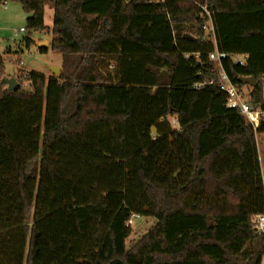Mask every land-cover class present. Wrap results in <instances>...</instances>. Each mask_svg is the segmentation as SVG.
<instances>
[{"label": "trees", "instance_id": "1", "mask_svg": "<svg viewBox=\"0 0 264 264\" xmlns=\"http://www.w3.org/2000/svg\"><path fill=\"white\" fill-rule=\"evenodd\" d=\"M9 1L63 63L9 92L0 52V264H262L264 118L226 106L209 55H245L221 66L264 109V0ZM134 215L156 223L127 248Z\"/></svg>", "mask_w": 264, "mask_h": 264}, {"label": "rangeland", "instance_id": "2", "mask_svg": "<svg viewBox=\"0 0 264 264\" xmlns=\"http://www.w3.org/2000/svg\"><path fill=\"white\" fill-rule=\"evenodd\" d=\"M7 3L9 4L8 11L1 12L3 9L0 8V15L5 16L0 17V52L4 54L2 55L6 78L16 79L20 75L21 69L23 72H36L46 74L48 77H55L52 68H62V55L59 52L51 50V47H48L47 53H41L39 50L40 42H51L52 33L50 31L34 32L31 36L34 44L30 48H26L24 37L27 35L23 33L18 37L15 36L16 32L21 28H26L27 14L23 11L20 4L11 1ZM239 18L240 20H243V15H239ZM52 21V6L48 4L45 14L46 26H52ZM206 34H208L207 31ZM9 49H11L12 52L8 51ZM240 57H242V55H240ZM18 60H20V62ZM61 71L62 69L60 70V73ZM23 89L25 91H31L30 86L27 84L23 85ZM244 90L252 91V88L245 86ZM169 121L173 129H179L175 117H169ZM261 157L263 158L262 161H264L263 153H261ZM155 223V220L149 217L133 218L132 223L129 225L131 234L126 241L127 248L131 247L132 244L145 235Z\"/></svg>", "mask_w": 264, "mask_h": 264}, {"label": "built area", "instance_id": "3", "mask_svg": "<svg viewBox=\"0 0 264 264\" xmlns=\"http://www.w3.org/2000/svg\"><path fill=\"white\" fill-rule=\"evenodd\" d=\"M204 11L210 18V21L206 24L204 30L205 32L207 31L208 36L211 37L213 41H215V31L211 21V15L206 11V9H204ZM19 33H25V28H21ZM226 58H229L236 65H244L246 63L247 57L245 55H242V57H240V55L228 56L225 53L215 51L209 55V60L215 64V80L218 84V88L227 96L226 106L230 109L239 110L243 115L247 117L249 123L256 131L260 125L261 119L264 118V109L256 107L250 102L251 91H245L244 87L240 88L238 85L233 84L229 80L228 75L221 66V61ZM213 83L214 80H211L207 83L198 84L195 86V88H200L206 84L212 85ZM137 217L139 216H133V218ZM132 219L128 221L127 226L132 223ZM252 222L256 231L259 234H264V215L255 216Z\"/></svg>", "mask_w": 264, "mask_h": 264}, {"label": "water", "instance_id": "4", "mask_svg": "<svg viewBox=\"0 0 264 264\" xmlns=\"http://www.w3.org/2000/svg\"><path fill=\"white\" fill-rule=\"evenodd\" d=\"M187 36L188 35H186V37ZM47 45H48L47 42L39 43V47H47ZM60 70H61L60 68H52V72L54 73L55 77L59 76ZM238 81H240L244 85L249 86L251 88H255L257 86V82L255 78L253 77H239ZM4 84L7 86V90L9 92H16L19 89V84L16 81V79L5 78ZM153 131H156V130L153 128Z\"/></svg>", "mask_w": 264, "mask_h": 264}, {"label": "crops", "instance_id": "5", "mask_svg": "<svg viewBox=\"0 0 264 264\" xmlns=\"http://www.w3.org/2000/svg\"><path fill=\"white\" fill-rule=\"evenodd\" d=\"M3 6V7H2ZM0 8H2L3 9V11H1V12H5V11H8L9 10V4L8 3H5V4H1L0 3ZM45 14H46V11H45ZM0 17H5L4 15H0ZM49 27V26H48ZM51 27V26H50ZM20 31V30H19ZM19 31H17L16 32V36L15 37H18L19 35H21V34H23V33H19ZM19 33V34H18ZM17 34H18V36H17ZM41 41V40H40ZM39 41V42H40ZM44 42V41H43ZM47 43H48V45H47V48L48 47H50V42L49 41H46ZM41 43V42H40ZM8 51H11V49H9ZM12 52V51H11ZM1 54H3V53H1ZM4 55V54H3ZM26 71V70H25ZM46 75V74H45ZM256 139H257V146H258V153H259V158H260V164H261V170H262V175H263V180H264V169H263V162H262V157H261V154H260V142L262 141L263 143V145H262V147H263V156H264V136H262V135H257L256 136ZM262 264H264V258H263V261H262Z\"/></svg>", "mask_w": 264, "mask_h": 264}]
</instances>
